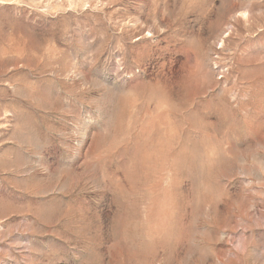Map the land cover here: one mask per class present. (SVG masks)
<instances>
[{"label":"rangeland","instance_id":"374dc122","mask_svg":"<svg viewBox=\"0 0 264 264\" xmlns=\"http://www.w3.org/2000/svg\"><path fill=\"white\" fill-rule=\"evenodd\" d=\"M0 264H264V0H0Z\"/></svg>","mask_w":264,"mask_h":264}]
</instances>
